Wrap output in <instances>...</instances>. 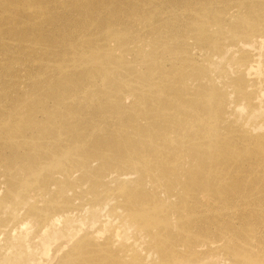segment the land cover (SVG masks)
<instances>
[{
    "label": "bare ground",
    "instance_id": "bare-ground-1",
    "mask_svg": "<svg viewBox=\"0 0 264 264\" xmlns=\"http://www.w3.org/2000/svg\"><path fill=\"white\" fill-rule=\"evenodd\" d=\"M21 1L30 5V11L20 13ZM43 1L6 0L3 5L12 9V13L6 12L4 15L0 11V16H3V20H0V104H3L0 108V130L18 133L11 138L22 135L30 126L37 129L44 126L43 122L33 119L36 111L41 113L43 121H58L60 116L61 119L66 116L61 110L59 117L53 118V111L61 105L60 99L53 96L55 104L48 107L46 103L50 95L32 86L39 87L42 84L54 90L59 83V90H63L58 93V97L64 94L67 99L79 96L76 93L78 83L66 86L69 82L67 77L71 76L70 65L61 71L49 69L53 63L58 68L57 61L62 59L65 52L55 51V47L52 54L58 55V58L51 60L48 54L54 45L49 47L39 44V29L48 30L50 26H54L52 22L56 18H61L55 11L54 14L51 13L50 7L40 5ZM45 1L50 3V0ZM66 1H61L63 8L65 3H69ZM246 2L71 0L66 9L75 12L81 6L90 11L138 10L145 13L147 20L155 13L161 15L159 21L164 24V29L157 20L138 29L111 25L108 29L99 27L95 30L92 24H84L80 27L88 38L81 44V53L75 52L76 45L80 43L75 45L71 41L69 44H62L68 55L66 61L79 59L85 66L73 70V82L78 81L77 74L84 72L93 76L98 73L95 78L87 77L89 81L86 85H120L110 97L119 100L120 104L125 97L131 98L129 105L115 109L119 113L106 110L125 121L121 130L128 128V131H125V135L121 134L123 131H116L103 136L92 135L89 133L90 129L85 128L81 131L68 129L65 134V125L60 124L51 131L54 132L51 139L45 142L32 138L21 140L17 144L10 143L11 138H4L0 142L15 146V151L19 148L25 151L28 148L37 149L34 157L37 156L38 159H34L38 169L29 179L40 192L51 193L50 189L54 187V198L68 199L66 191L72 189L80 196L89 194L93 206L112 200L110 211L121 208L124 212L121 217L130 218L148 237L147 246L155 257L151 264H202L205 260L210 263L215 251L212 248L220 240L216 236L207 235L210 225L214 230H226L225 235L223 234L227 241L225 244L231 239L238 242L239 248L244 251L233 253V259L237 264H245L243 257L252 255L249 250L251 244L264 245L261 241L263 237L257 232L258 224L264 222V189L239 187L251 180V175L247 176L249 167L244 166L249 156L259 158L262 161L259 165L264 164V136H247L245 131H237L235 126L230 125L231 122L223 127V109L229 114L226 107L229 101L225 97L231 90L234 94L231 103L253 104L243 81L244 75L254 68L247 53L253 45L245 38L256 35V38L263 39L257 38L258 43H264V0H255L259 10L257 16L262 18L257 22L253 19L251 23H247L248 27L237 32L236 37L228 36L232 34L230 28L234 25L227 27L226 31L211 33L214 26L219 28L224 22L222 19L216 22L207 13L214 9L222 12L233 4H237L239 9H245ZM55 3L58 5V0H53L49 5ZM192 11L196 16L191 15ZM92 21L93 19L90 22ZM68 27L66 24L64 28ZM95 32L108 43L115 41L121 47L128 42L130 52L121 50V57H111L108 64L105 63L106 51L98 49V64L90 66L87 61L92 54L89 50L92 40L89 39ZM137 44H142L147 50L141 51ZM193 46L201 51V59L206 63H209L211 56H220L224 50L241 52L233 63L237 77L230 79L225 76L228 66L224 63L215 75V80L204 64L200 63L202 67H199L197 61L191 59L193 57L190 51ZM46 59L49 61L45 62ZM168 61L178 62L180 65L175 66L172 71L164 66ZM180 66L184 69L183 74L170 79L171 71L178 72ZM65 71L67 75L62 78ZM57 75H61L60 78L53 80L52 77ZM20 83L24 86L23 90L20 89ZM128 84L131 87L127 88ZM220 86L225 87V90ZM102 94V89L90 90L84 95L83 101ZM32 97L39 100L32 102ZM6 98L13 102L11 110L5 105ZM24 98L28 102H24ZM110 100L109 98L108 101ZM126 108L128 111H125ZM153 110H160V114L146 119L147 114ZM19 119L23 120L18 121ZM242 136L248 138L241 139ZM231 150L235 152L234 155L230 153ZM46 151L50 153L48 158L42 155ZM48 159L54 163L52 167L45 165ZM256 163L251 165L252 169ZM228 168L232 170H226ZM55 175L62 178L56 179ZM236 188L243 194L241 197L253 198L234 199ZM161 201L167 203L162 204ZM30 207L35 208V205L31 204ZM50 208L60 207L50 203ZM216 212L217 216H212ZM55 214L56 212L44 220V226L55 224L58 219ZM237 215L241 216L239 225L231 221V217ZM35 216L38 221L44 219L42 212H37ZM255 216L260 219L251 223ZM96 235L99 237L97 232ZM97 240L93 236L91 239L84 237L78 241L73 250L78 246L79 248L67 257L66 263L128 264L118 250L112 249L108 241L97 243ZM194 247L198 248L196 255L191 252ZM130 259L131 264H145L143 258L135 255Z\"/></svg>",
    "mask_w": 264,
    "mask_h": 264
},
{
    "label": "rangeland",
    "instance_id": "rangeland-1",
    "mask_svg": "<svg viewBox=\"0 0 264 264\" xmlns=\"http://www.w3.org/2000/svg\"><path fill=\"white\" fill-rule=\"evenodd\" d=\"M5 1L6 0H0V11L4 15L6 12L12 13V9L3 5ZM52 1L53 0H50V3H47L44 0L40 5L43 7H50L51 13L53 12L54 14L55 11L62 19L56 18V21L52 22L54 26H50V29L48 30L39 29L37 33L41 38L39 44L46 46L49 45V47L54 45L50 54H48L51 60L58 58V55L52 54L53 52L59 50H63L65 52L62 59L57 61L58 68H56L55 63H53L49 66V69H59L61 71L64 67L70 65L71 76L67 77L69 82L66 86L68 84L78 83L76 93L79 94V96L67 99L66 94H64L58 97V93L63 90H59V83L56 85V89L54 90L50 86L42 84H39V87L32 86L36 89L42 90L43 92L46 91V93L50 95V98L47 99L46 103L48 107L55 104L53 103V96L60 99L61 105L53 111V118L59 117V111L61 110L65 112L66 116L62 119V116H60L58 121H43L41 113L36 111V113L33 114V119L38 122H43L44 126L42 128L37 129L30 126L25 129L22 135L13 136L12 138L11 136L13 134L18 133H9L0 130V140H5L4 138H11L9 142H15V144H17L21 140L32 138L45 142L51 139L54 133L51 131L56 129L60 124L65 125V134L68 129L81 131L82 129L87 128V130L90 129L89 133L92 135L109 136L116 131H123L121 134L125 135V131H128V128L121 130L125 121L119 119V117L114 113H107L106 110L116 111L119 113V111L115 109H118L121 106L126 107V105H129V103H131V98L125 97L120 104L119 100L115 98L112 99V97H110L112 92L117 90L120 85L107 86L97 83L96 87H89L86 85V82L89 81L87 77L95 78L98 73L93 76L84 72L82 74H77L78 81L73 82V70L81 66L82 68H85V66L79 59L66 61L68 55L66 54V48L63 47L62 44H69L71 41H74L75 45L80 43L76 45L75 52L77 54L81 53V44L86 41V38H88L82 32V28L80 27L84 24H92V28L95 30L99 29V27L108 29L111 25H123L129 26L133 29H138L145 25L149 26L154 23V20H157L164 29V24L160 22L161 15L153 12L155 15L150 16L151 19L147 20L148 17H146L145 13L138 10L92 9L90 11L84 9L80 5L77 12H75L66 9V6L69 5L71 0H58V5L56 3L55 5H49ZM61 1L69 3H65V8H63ZM246 1L247 7L245 9H239L237 4H233V6L224 8L222 12H219L218 9L208 12L207 15L212 16L216 22L218 19H222L221 21L224 22V25H219V28L214 26L213 30L211 29V33L216 31V33L226 31L227 27L234 25V27L230 28L232 29V34H229L228 36L236 37L238 36L237 32L243 31L244 27H248L247 23H251L253 19L256 22L259 21L262 17L257 16L259 10L256 8L255 0ZM3 7L6 9H3ZM20 7V13L28 12L31 8L25 1H21ZM191 15L196 16V13L192 11ZM92 19L93 21L90 22ZM0 20H3V16H0ZM107 23L111 24L106 25ZM66 24L69 26L68 28H64ZM258 27H261V25L258 24ZM1 35L2 33L0 29V36ZM257 38L256 35L245 38L250 41L251 45H253L247 50V53L250 56V63L253 64L254 68L250 69L247 75H244L243 81L245 83V90L250 95L253 104L250 106L244 102L235 101L231 103L232 97L234 96V94L231 93V90L225 97L228 98L229 101L226 106L229 110V114H226L223 109V127H226L228 123L231 122L230 125L232 124L235 126L237 131H245L247 136H264V43H258ZM260 39L263 40L262 38ZM89 40H92V47L89 49L92 54L89 55V59L87 61V64L90 63V66L98 64V49H104L106 51L105 63L108 64L111 57H114L115 59L121 57V50H124L127 53L130 52V45L128 42L125 41L126 44L124 47L116 45L115 41L108 43L104 38L102 39V36H99L97 32L92 34ZM137 47L140 48L141 51L147 50V48H145L142 44H137ZM54 48L55 51H53ZM240 53L241 52L236 51L232 52V50H224L220 56H211L209 63H206L201 59V57H203L201 51L196 49L194 46L190 51V55L193 57L191 59L195 62L197 61L196 64L199 67H202L200 63L204 64L205 67L211 71L215 80H217L215 75L218 74L221 65L224 63L228 66L225 76L230 79L237 77V72L233 69V63ZM1 54L2 52H0V55ZM130 55L133 56V54ZM232 55L233 57H231ZM182 57L184 59L186 58L184 56ZM47 61L49 60L46 59L45 62ZM179 65L180 64L178 62L174 63L173 61H168L164 66L165 68L174 71V67ZM16 68L17 67L14 65V69ZM183 70V67L180 66L178 72L171 71L170 79H172L175 75H182ZM66 75L67 71H65L62 78ZM60 76L61 75H57L52 78L53 80H58ZM159 81L160 79L158 82ZM129 85L130 84L126 85V87H131ZM19 86L21 90L24 89L22 83H20ZM221 88L224 89L225 87ZM99 89H102L103 96L97 95L96 97H92L93 99L91 100L83 101L84 95H86L88 91ZM109 98L111 99L110 101H108ZM24 100V102H28L25 98ZM30 100L33 102L38 101L39 99L32 97ZM2 105L3 104H0V108ZM5 105L9 108V110H11L13 102L6 98ZM125 111H128V109L126 108ZM158 114H160V110H153L147 114L146 119L156 117ZM20 120L23 119H19L18 121ZM247 136H242L241 139H247ZM39 137H43V139H38ZM10 145L11 144L9 143L2 144V142H0V264H67V257L79 248L78 246L73 250L74 245L84 237L91 239L93 236H95L96 239L98 238L97 243L108 241L111 244L112 249L118 250L128 264H131L132 262V259H130L132 255H135L138 258H143L145 264H151V260L155 257L153 256L151 248L147 246L148 237L130 218L123 219V217H121V215H124L121 208L116 209L114 212L110 211V206L113 203L112 200L106 201L104 204L93 206L91 196H89V194H83L80 196L81 194L74 192L72 189H68L66 191L65 196L68 199H63L62 197L54 198V187H51V193L40 192L38 187L35 186L29 179V177L32 176L38 169L36 167L37 162L35 161L38 157H34V153L37 154L38 152L37 149L35 148L34 150L32 148H28L27 151H25V149L19 148L15 151V146L11 147ZM230 153L233 155L235 154L233 150H231ZM42 155L45 158H48L50 153L49 151H46L43 152ZM260 162L262 161L257 157L249 156L247 158L244 166L249 167L247 176L251 175L249 176L251 180L246 183H242L239 187L240 189H248L246 188L247 186H252L253 189H264V164L259 165ZM255 163L256 165L252 169L251 165H254ZM53 164L54 163L49 161V159L45 161V165L48 167H52ZM226 170L232 169L228 168ZM55 178L60 180L62 177L60 175H55ZM39 194L40 196H38ZM242 195L241 191L236 188L234 192V199L253 198L252 196L243 198L241 197ZM161 202L162 204L167 203V201ZM234 202L236 203L237 201ZM50 203L58 205L60 208L51 209ZM252 203H254L253 200ZM31 204L35 205V208L30 207ZM37 212L43 213L44 219L42 221H38L36 218L35 215ZM55 212L56 218H58L55 224L51 226H44V220ZM217 214L218 213L216 212V214H212V216L215 217ZM240 218V215L232 216L231 221H233L236 225H239ZM259 219V216H255L252 217L250 222L256 223ZM96 232L99 237H97ZM257 232L261 235V237H263L261 241L264 242V222L258 224ZM225 233L226 230H219L218 228L214 230L213 226L210 225V230L207 235L216 236L220 240L214 246L215 248H212L215 250L214 255L210 251V254L213 255V259L210 263L205 260L202 264H237L233 259V253L239 254L244 250L239 248L238 242H236L235 239L228 240V244H225L227 243L224 239ZM256 239L259 241V238ZM233 244L236 245L233 246ZM254 244L255 243H252L249 247L252 255L243 257L245 264H264V245L255 246ZM193 249L191 250L193 254H195L196 251L198 252V248L194 247ZM253 253L256 255H253ZM154 261H156V259ZM155 264L162 263L155 262Z\"/></svg>",
    "mask_w": 264,
    "mask_h": 264
}]
</instances>
